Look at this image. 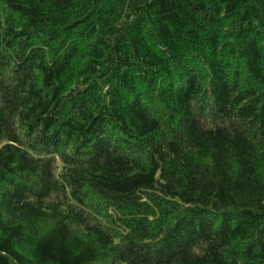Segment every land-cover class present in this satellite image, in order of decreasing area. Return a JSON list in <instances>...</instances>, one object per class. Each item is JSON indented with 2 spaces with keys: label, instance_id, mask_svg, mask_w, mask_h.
Wrapping results in <instances>:
<instances>
[{
  "label": "trees",
  "instance_id": "1",
  "mask_svg": "<svg viewBox=\"0 0 264 264\" xmlns=\"http://www.w3.org/2000/svg\"><path fill=\"white\" fill-rule=\"evenodd\" d=\"M0 264H264V0H0Z\"/></svg>",
  "mask_w": 264,
  "mask_h": 264
}]
</instances>
